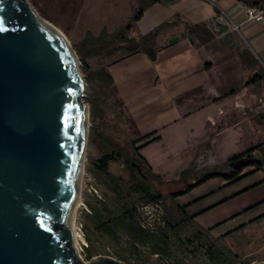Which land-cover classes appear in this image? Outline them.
<instances>
[{
  "label": "rangeland",
  "instance_id": "rangeland-1",
  "mask_svg": "<svg viewBox=\"0 0 264 264\" xmlns=\"http://www.w3.org/2000/svg\"><path fill=\"white\" fill-rule=\"evenodd\" d=\"M30 1L45 19L65 34L77 53L84 76L85 88L82 98L88 104L89 128L80 192L81 201L75 219V225L82 226L85 235V239L80 237L76 243L78 246L82 244V247H79L82 258L88 260L93 256L105 254L130 264H248L264 261V219L258 221L255 227L243 228L216 239L219 245L227 246L231 258L229 260L227 257L228 262L213 261L210 258L207 250L208 241L205 237L199 238L202 245L196 248L186 246V235L188 236L190 228L181 234L179 240L175 237L169 239L170 252L169 255H165L156 249L154 244H152V252L148 245H139V252H135L131 238L116 226V237L98 226V217L105 219L112 216L122 217L128 207L134 212L133 207L141 200L131 188L132 171L128 164L122 158H113L108 160L107 169H104L99 165V157L104 151L113 147L114 143L123 146L128 153L134 154L135 145L143 140L141 135L144 134V130L139 125V119L142 111L152 108V94L157 99L164 94V70L167 65L165 48L171 37L166 36L163 42L155 41L154 51L142 48L131 49L128 44H121L113 52H103L91 36L96 37L102 29L114 31L126 24L136 13L139 0ZM249 1L247 5L258 4L264 0ZM151 9L143 10L141 16L129 29V35L139 39L143 30L152 29L159 21L152 18ZM161 22L165 23L166 28L169 20L162 17ZM164 27L160 33L165 29ZM178 31L184 35L189 32L183 31L181 27ZM177 37L179 34L175 38ZM257 58L259 59V56ZM102 71H109L112 78L102 75ZM155 83L154 88L152 85ZM158 104L161 106L160 102ZM209 112L211 111L208 109L205 114ZM251 112L254 119L264 121L259 118L261 116L259 111L251 109ZM205 114L190 119L192 124L184 119L170 121L165 125L162 124L164 121L160 122L158 128L163 139L152 142V163L157 172L163 173L164 178L174 179L175 177L172 176H177L175 169L186 164L193 151L194 142L199 141L206 133L205 125L201 120ZM165 116L166 113H157L152 116V122L156 117L161 119ZM232 143L233 134L227 130L226 137L221 143L217 141L216 148L203 155L204 164L212 168L219 163L224 155L219 148L227 147ZM107 171L111 172L110 175ZM111 175L119 176L117 183L108 181ZM172 187L164 183L156 184V188L161 190L167 199L168 191ZM240 223L241 221H236L232 227ZM228 229L231 227L226 228Z\"/></svg>",
  "mask_w": 264,
  "mask_h": 264
},
{
  "label": "water",
  "instance_id": "water-1",
  "mask_svg": "<svg viewBox=\"0 0 264 264\" xmlns=\"http://www.w3.org/2000/svg\"><path fill=\"white\" fill-rule=\"evenodd\" d=\"M0 29V264H130L74 243L88 134L74 47L30 0H0Z\"/></svg>",
  "mask_w": 264,
  "mask_h": 264
},
{
  "label": "crops",
  "instance_id": "crops-1",
  "mask_svg": "<svg viewBox=\"0 0 264 264\" xmlns=\"http://www.w3.org/2000/svg\"><path fill=\"white\" fill-rule=\"evenodd\" d=\"M248 2L157 0L146 7L152 8V18L159 20L152 29L162 25L156 34L158 40L155 36L153 44L163 42L166 36L171 37L165 48L164 94L159 99L152 94V108L142 111L139 119L143 133L151 134L137 143L138 151L152 170L156 171L152 163V142L163 139L158 128L160 122L164 121L162 124L165 125L184 119L191 123L190 119L204 115L208 109L211 112L201 118L206 133L194 142L186 164L175 169L177 176H172L174 179L180 177L185 167H192V177L207 168L203 155L214 150L217 141L221 143L227 130L233 134V143L219 148L224 153L220 162L230 164V160L236 158L233 157L235 154L252 146L250 153L261 157L259 146L264 144V121L254 119L251 109L259 111V118L264 119V110L257 108H264V19L245 17ZM162 17L169 20L166 28L161 22ZM195 23L202 25L192 28ZM163 27L165 29L160 33ZM180 27L189 31L188 34H180ZM149 30H143L141 34ZM176 34L179 37L175 38ZM152 87L155 88L156 83ZM157 113L167 116L156 117L152 122V116ZM187 181L189 178L183 180ZM183 182L173 187L182 186ZM175 199L212 239L255 227L264 219V165H244L235 179L210 177L177 194ZM236 221L241 223L233 228Z\"/></svg>",
  "mask_w": 264,
  "mask_h": 264
},
{
  "label": "trees",
  "instance_id": "trees-1",
  "mask_svg": "<svg viewBox=\"0 0 264 264\" xmlns=\"http://www.w3.org/2000/svg\"><path fill=\"white\" fill-rule=\"evenodd\" d=\"M157 0H139V6L136 13L130 17L126 24L122 25L114 31H107L102 29L101 32L94 37L100 49L103 52H113L121 44H128L131 49L142 48L146 50H152V44L155 40L157 32L162 27L161 24L156 25L153 29L146 31L140 35L137 39L134 35H129L128 31L132 27L133 22L139 18L143 10L151 3ZM202 24L195 23L192 28H200ZM127 45V46H128ZM102 75L112 78L109 71H102ZM151 132H147L141 135V138H145L150 135ZM153 138V137H152ZM138 145H135L134 154L128 153L123 146L114 143V146L103 152L99 157V165L107 169V163L109 159L122 158L130 167L132 171V184L131 188L136 192L141 199L161 197L164 200L165 207V217H166V227L158 232H151L149 230L140 227L134 218V214L131 208L124 210L122 217L112 216L111 218L98 217V226L109 233L111 236L116 237V228L124 232L127 237L131 238L134 243V251L139 252V245H148L151 248L154 244L156 249L160 250L162 254L169 255L170 252V238L180 239L181 234H183L187 228L189 229L188 236L186 235L187 241L186 246H194L195 248L202 245L200 237L207 238L208 254L213 261H225L228 262L231 258L229 255V250L225 245H219L216 239H212L208 236L207 231L200 227L198 224L192 220V217L187 215L183 210L182 206L176 201L175 196L182 193L192 186L210 178L213 176H222L228 179H235L239 176L242 166H233L229 164L228 161H223L217 163L212 168H205L198 172L192 177V167L188 166L182 169L180 177L177 179H163L161 174L157 171L152 170L150 165L146 164V158L144 155L139 153ZM254 147H250L240 153L235 154L233 157H239L244 154L249 158V164H254L256 167H262V163L255 157L250 151ZM140 165V166H138ZM111 172L107 171L110 175ZM119 176L111 175L108 178L110 183H117ZM189 181L183 182V180ZM191 178V179H190ZM183 182L182 186L177 188L172 187L168 191V199L166 195L156 188V184H172L171 186ZM116 185V184H115ZM115 224V225H114ZM173 235H172V234ZM190 245V246H189ZM228 257L229 260H226ZM229 264V263H228Z\"/></svg>",
  "mask_w": 264,
  "mask_h": 264
},
{
  "label": "built area",
  "instance_id": "built-area-1",
  "mask_svg": "<svg viewBox=\"0 0 264 264\" xmlns=\"http://www.w3.org/2000/svg\"><path fill=\"white\" fill-rule=\"evenodd\" d=\"M245 17L264 19V1L258 4L255 3L246 5ZM133 208V214L136 223L143 229L149 230L151 232H158L166 227L167 221L165 217V207L163 198L153 197L141 199ZM74 230H77V232L82 235V238L85 239V235L82 231V226L80 227L76 224L74 226ZM79 247L81 248L82 244H79Z\"/></svg>",
  "mask_w": 264,
  "mask_h": 264
},
{
  "label": "bare ground",
  "instance_id": "bare-ground-1",
  "mask_svg": "<svg viewBox=\"0 0 264 264\" xmlns=\"http://www.w3.org/2000/svg\"><path fill=\"white\" fill-rule=\"evenodd\" d=\"M83 84H84V88H85V83H84V79H83ZM86 107H87V111H88V104L86 103ZM88 128H89V113H88V121H87V131H88ZM86 138H87V133H86ZM87 142V141H86ZM86 148V147H85ZM85 153V152H84ZM85 156V154H84ZM82 178H83V172H82V176H81V181L79 183V187H78V192H77V196H76V200H75V203H74V208H73V211H72V214H71V218H70V224L73 225V227L75 226V219H76V212H77V207L79 206L80 204V192H81V184H82ZM82 237V235H80L77 230H74V243H75V246H77V250H80L79 249V246L76 244L78 242V239ZM79 252V251H78Z\"/></svg>",
  "mask_w": 264,
  "mask_h": 264
},
{
  "label": "snow or ice",
  "instance_id": "snow-or-ice-1",
  "mask_svg": "<svg viewBox=\"0 0 264 264\" xmlns=\"http://www.w3.org/2000/svg\"><path fill=\"white\" fill-rule=\"evenodd\" d=\"M0 30H2V29H0Z\"/></svg>",
  "mask_w": 264,
  "mask_h": 264
}]
</instances>
